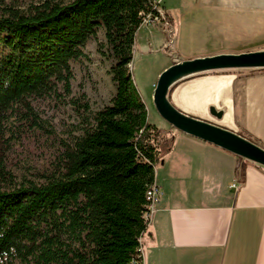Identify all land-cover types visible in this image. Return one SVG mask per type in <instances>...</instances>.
Returning <instances> with one entry per match:
<instances>
[{
  "label": "trees",
  "instance_id": "obj_1",
  "mask_svg": "<svg viewBox=\"0 0 264 264\" xmlns=\"http://www.w3.org/2000/svg\"><path fill=\"white\" fill-rule=\"evenodd\" d=\"M153 5L40 0L23 9L0 0V264H141L146 192L169 151L130 70ZM99 31L114 93L95 112L84 95L71 98L79 122L61 138L32 101L70 97L71 63Z\"/></svg>",
  "mask_w": 264,
  "mask_h": 264
},
{
  "label": "crops",
  "instance_id": "obj_2",
  "mask_svg": "<svg viewBox=\"0 0 264 264\" xmlns=\"http://www.w3.org/2000/svg\"><path fill=\"white\" fill-rule=\"evenodd\" d=\"M214 3L212 12L218 15L258 19L248 20L250 26L260 27L248 34L253 39L264 29L259 20L264 17V0ZM159 7L173 18L163 0ZM163 34H167L163 26L142 24L135 41L141 36L149 45L162 46ZM263 34L258 40L264 41ZM176 60L180 59L172 63ZM169 101L180 111L242 134L264 148V70L195 76L175 85ZM210 106L224 112L217 123L209 115ZM161 129L169 134V151L161 168L155 169L154 185L161 195L141 239L143 264H264V169L169 127ZM234 183L236 188L231 187Z\"/></svg>",
  "mask_w": 264,
  "mask_h": 264
},
{
  "label": "rangeland",
  "instance_id": "obj_3",
  "mask_svg": "<svg viewBox=\"0 0 264 264\" xmlns=\"http://www.w3.org/2000/svg\"><path fill=\"white\" fill-rule=\"evenodd\" d=\"M4 1L20 5L25 9L29 4L37 3L40 0ZM163 6L166 10H170L174 18L173 20L169 16L170 24L166 20L169 27H163L167 33L161 36L164 45L159 46L155 43L149 45L145 41L143 42L140 36L135 41L130 64L134 84L146 107L148 122L158 128L169 126L156 112L152 104V95L158 76L172 64L174 58L189 60L198 57L195 55L219 50L249 49L251 47L260 49L259 46L264 44V41L258 40L260 34L264 33V29L256 35L257 37L255 36V39L248 35L252 33L254 35L260 31L257 23L250 26L251 24L248 22V20L258 21V19L250 18L241 21L240 19L243 18H227L218 15L212 12L215 6L214 0H163ZM259 20L264 22V17ZM98 44H104L102 31H99L97 41H89L86 44L83 49L85 57L79 62L71 63L74 78L70 82L71 95L69 98L61 95L58 98L51 97L32 101L39 117L47 121L61 138H67L70 129L77 126L79 122V118L69 102L71 98L75 99L84 95L90 110L95 112L107 105L114 93L108 73L111 63L106 56L105 48H102L101 52L97 51ZM181 112L199 119L190 112ZM78 133L73 132L72 134ZM160 168V165H157L155 169L158 171Z\"/></svg>",
  "mask_w": 264,
  "mask_h": 264
},
{
  "label": "water",
  "instance_id": "obj_4",
  "mask_svg": "<svg viewBox=\"0 0 264 264\" xmlns=\"http://www.w3.org/2000/svg\"><path fill=\"white\" fill-rule=\"evenodd\" d=\"M241 70H264V49L176 60L158 76L152 104L160 118L171 129L264 169V148L226 128L182 113L170 103L168 98L170 90L175 85L192 77L220 71ZM208 112L217 121H220L224 115L223 110H217L214 106H210Z\"/></svg>",
  "mask_w": 264,
  "mask_h": 264
},
{
  "label": "built area",
  "instance_id": "obj_5",
  "mask_svg": "<svg viewBox=\"0 0 264 264\" xmlns=\"http://www.w3.org/2000/svg\"><path fill=\"white\" fill-rule=\"evenodd\" d=\"M161 0H153V8L156 11V15H148L143 19V23L145 25H150V24H160L163 27H166L169 25L166 22L165 16L163 11L160 9L159 5H160ZM232 188H236L237 187V183H234L232 186ZM161 195L160 189L157 186H154L153 189H148L146 192V201L148 202L147 204V211L144 214V217H146V221L149 222L151 220V217L154 213L155 210V206L158 203L159 197ZM140 247L141 246V240H140ZM141 260H143V254L141 256Z\"/></svg>",
  "mask_w": 264,
  "mask_h": 264
},
{
  "label": "bare ground",
  "instance_id": "obj_6",
  "mask_svg": "<svg viewBox=\"0 0 264 264\" xmlns=\"http://www.w3.org/2000/svg\"><path fill=\"white\" fill-rule=\"evenodd\" d=\"M154 186H155V185L151 186V188H150V189H153V187H154ZM144 219H146V217H145ZM139 253H140V255L142 256V251H141V248L139 249ZM141 264H143V260H141Z\"/></svg>",
  "mask_w": 264,
  "mask_h": 264
}]
</instances>
